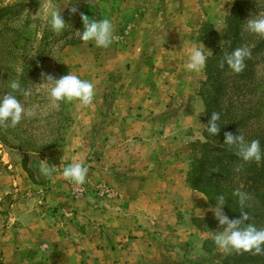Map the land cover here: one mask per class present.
Instances as JSON below:
<instances>
[{
    "label": "crops",
    "instance_id": "obj_1",
    "mask_svg": "<svg viewBox=\"0 0 264 264\" xmlns=\"http://www.w3.org/2000/svg\"><path fill=\"white\" fill-rule=\"evenodd\" d=\"M187 2L180 1L182 5ZM171 21L170 47L184 51L203 44L200 33V38L191 40L196 34L180 25L179 16ZM141 30L135 35H144ZM62 57L71 61L64 65L65 75L86 81L103 72L111 77L130 63L134 81L117 79L111 98L101 94L88 107L73 100L80 108L57 151L61 156L57 172L23 201L11 204L9 193L5 195L13 213L8 222L0 221V264H166L174 248L183 246L189 251L192 244L205 243L210 237L212 206L205 196L186 186L187 156L180 154L181 144L175 140L182 132V119L188 117L194 139H198L196 129L203 117L196 97L190 92L182 95L190 87L180 77L182 56L171 64L175 72L169 76L168 86L177 93L167 99L151 94L153 56L149 49L115 41L108 49L88 44L67 48ZM82 58L90 65L80 62ZM164 116L173 118L164 125ZM167 132L173 134L171 141L164 140ZM73 163L88 168L83 185L62 176L63 168ZM16 166L20 169V164ZM102 177L121 199L107 209L90 189ZM18 185L15 193L30 188L24 176ZM81 187L88 191L85 198L77 192ZM65 207L76 215L61 217L60 209Z\"/></svg>",
    "mask_w": 264,
    "mask_h": 264
},
{
    "label": "rangeland",
    "instance_id": "obj_2",
    "mask_svg": "<svg viewBox=\"0 0 264 264\" xmlns=\"http://www.w3.org/2000/svg\"><path fill=\"white\" fill-rule=\"evenodd\" d=\"M180 1L181 0H71L66 6V0H0V68L13 67L14 69L13 73L10 72V76L4 73L0 75L2 84V86H0L1 96L11 92L8 85L12 80L17 78L16 68L18 66L24 67V64L27 65L28 62H31L34 58L33 52L39 50L40 47L46 44L47 47L45 48L52 53L49 62L43 61L42 64L37 66L38 68L35 73L30 76L24 74L21 77L29 78V81L24 82L26 83L24 88L33 89V94L28 97L18 96L17 94V98L26 109H34L36 115L32 118L22 120L14 128L9 127L11 131L17 135L4 129V126H0V137L5 138V142L0 140L1 222H8L9 215L13 213L9 207V199H6V201L4 199L7 193H9L7 197L12 198L11 204L23 201L29 194L35 192L36 187L45 186V184L49 182L50 177H46L40 172L42 162L47 163L50 167H55L52 176L60 167L61 156L57 151L63 147L66 137L65 131L73 123L72 118L75 113L79 112L80 107L79 103L76 104L75 101H73V103L61 101L59 110L50 108L47 90L40 84L46 82L42 80L41 74L45 73L52 75L49 71L53 66V60H57L59 64L63 66V69H65V63L71 62L67 57H62V53L67 48L77 47L83 44H88L91 48L96 46L92 41L67 46V41H77L79 39L78 31H83L80 13L88 15L90 19L110 20L114 29L113 35L115 39L113 42H127L133 47L136 45L138 48L144 47L145 49H149L150 54L153 56L151 57V71L149 73L151 94L154 96H164L167 99L168 96L174 94L173 92L177 93V91H174L175 89L173 87L168 86V84L171 83V81H169V76L175 72V70H173L174 65L171 64H177L176 61L181 55L182 64L184 65L187 62L189 51L193 48V46H190L182 51L178 47L173 48L169 46L168 32L169 28L172 27L171 19L175 18V16H179L180 25L190 29L188 32L197 35H194L191 40L200 38V33L203 44H199V47H204L208 58H210L213 56L210 45L213 43L215 36L223 38V35L226 33L227 18L233 8L235 0H189L192 3L185 0L187 2L185 5H182ZM262 1L263 0H249V4L256 6V9H258ZM46 4H55L57 7H60L61 15L65 23H67L65 30L59 35L51 31L50 26L44 19L42 10ZM72 6L77 8L75 14H70L69 12V8ZM141 29L145 30L144 35H135L138 30L142 31ZM9 32H11V34ZM12 33L14 34L12 35ZM43 37L46 38V43L43 42ZM23 38L28 40V42L22 43L21 39ZM214 44L216 43L214 42ZM19 46H23L21 48L25 51V55L21 56V54L17 52L18 55L13 56L11 54L10 57L7 49L9 48L11 53L16 49L19 50ZM108 48H110V46ZM178 50L180 51L179 53L177 52ZM155 56L157 60H155ZM162 59H164V61L161 63L160 60ZM80 62L86 64V66L90 65L89 60L84 58L80 59ZM92 69L88 71V74H90L89 79L90 76H92ZM175 69L177 70L178 68L176 67ZM130 71L131 64L128 63L124 70H117L111 77L104 74L105 72H103V74L97 73L94 79L89 80V82L91 81L94 85L93 98L101 94L102 96L111 98V94L113 95L112 90L116 89L117 79H127L133 82L134 78L133 76L130 77ZM180 74V77L188 82L190 86L186 88V92L184 94L182 93V95L184 96L190 92V95L196 97L200 102L203 112L201 124H198L200 127L196 129L198 130V133H196L199 137L198 139H194L195 131L191 127L192 120L189 119V117L184 120L182 119V132L179 135V139L174 137L175 140L181 144L180 150H182V152H180V154L183 153L184 158L187 156V174L193 158L192 146L198 142H204L203 135L206 130V125L204 123L205 107L202 101V94L206 92V88L204 89L206 74L204 70L197 73L187 72L185 69H182ZM36 89H39V91H35ZM193 106V112L196 114L197 106ZM184 108H187V105ZM187 114L185 115L187 116ZM172 118L173 116H164L162 119L164 125L168 124V122H170L168 120ZM177 129H179V127ZM200 131L201 133H199ZM164 135L167 136V139H164L165 141H171V138H173L171 132H167ZM95 159L98 158L96 157ZM15 164H20L19 167L21 170L17 166L15 167ZM22 176L26 178L30 188L23 194L15 193ZM98 180L99 179H96V184H91L90 189L92 195L97 198L96 201L102 203L103 209H107L110 203H113L115 200L121 201L120 196L109 187L104 177ZM15 184H17V186ZM77 192L79 194L82 193V197L85 198L87 196L85 194L88 191L87 189L85 190L84 187H81ZM3 200L5 203H2ZM210 205L212 208L215 207V204ZM74 212L75 210L71 207H65L63 210L60 209L59 214L61 217L65 218L66 214L75 216L76 214H74ZM222 230L223 228L218 225V221L213 214L212 224L209 226L210 237L207 241L203 244L200 242L192 244L189 251L183 248V246L174 248L172 250L173 255L168 256V259L165 261L166 264H237V262L233 261L236 259L242 260L240 264H251V261H259V259H261L262 255L236 253L235 251H224L218 248L214 243V233ZM245 254L248 257L245 256ZM241 256H244V258L248 260L244 262Z\"/></svg>",
    "mask_w": 264,
    "mask_h": 264
},
{
    "label": "trees",
    "instance_id": "obj_3",
    "mask_svg": "<svg viewBox=\"0 0 264 264\" xmlns=\"http://www.w3.org/2000/svg\"><path fill=\"white\" fill-rule=\"evenodd\" d=\"M258 14H264V0L258 9L249 4V0H235L227 18L226 33L223 38L215 36L212 46L210 45L213 56L207 59L204 68L206 74L204 83L206 92L202 94L205 107L204 123L207 126L211 114L219 113L220 132L210 136L205 130L204 142L192 146L193 158L186 174V184L190 189L205 196L210 204L216 205L215 198L223 195L226 200L224 213L229 219H236L241 215L238 198L233 193L237 190L247 192L251 199L244 209L249 214V221L245 223L249 222L258 229H264V161L260 164L254 161L244 162L236 155L235 148L223 144L225 132H230L234 136L241 134L246 142L259 140L261 150L264 152V36L249 33L245 27L246 21ZM42 40L46 43V38L43 37ZM21 41L28 42L25 38ZM79 43L83 41L69 40L67 46ZM21 47L11 53L8 48V55L10 57L11 54L18 55L17 52L21 56L25 55ZM45 47L46 44L33 52L32 61L24 64L23 73L19 77L22 88L26 85L24 82L29 81V78H21L24 74L30 76L37 71V66L43 61L49 62L52 53ZM238 47L249 48L251 55L245 59L244 71L235 74L226 64L223 68L220 64L226 53ZM52 62L53 66L49 71L52 76L56 79L65 76L63 66L57 60ZM13 71V67L0 68V75L4 73L10 76V72ZM4 129L11 131L9 127ZM4 139L0 140L5 142ZM241 257L244 262L248 260L244 256ZM233 261L237 264L242 263L239 259ZM256 263L264 264V255L259 261H251V264Z\"/></svg>",
    "mask_w": 264,
    "mask_h": 264
},
{
    "label": "clouds",
    "instance_id": "obj_4",
    "mask_svg": "<svg viewBox=\"0 0 264 264\" xmlns=\"http://www.w3.org/2000/svg\"><path fill=\"white\" fill-rule=\"evenodd\" d=\"M71 0H66V6ZM43 16L50 26L51 31L57 35L61 34L67 23H65L60 7L55 4H46L43 7ZM70 14H75L77 8L72 6L69 8ZM80 19L83 24V31H78L79 39L83 42L92 41L96 47L108 48L115 39L113 25L110 20L90 19L88 15L80 13ZM246 30L249 33L264 36V14H258L250 17L246 21ZM251 52L247 47L235 48L230 53H226L220 67L225 64L235 74H239L245 69V59L250 57ZM208 55L203 47H193L189 53L184 69L187 72H201L206 66ZM17 78L12 80L8 87L10 93L0 96V126L16 127L22 120L32 118L36 115L34 109H26L17 94L28 97L33 94V89L22 88L19 82V76L23 73V67L16 68ZM42 80L46 82L40 83L47 90L49 107L59 110L61 101L71 102L78 101L82 106L88 107L93 103L94 85L93 83L82 80L73 74H67L59 79L54 78L50 74L42 73ZM35 91H39L36 89ZM219 113H212L211 118L206 126V131L210 136H215L220 132L218 121ZM225 139L223 144L235 148L236 155L244 162H256L260 164L264 161V152L261 150L260 141L252 140L246 142L244 137L239 134L234 136L230 132L224 133ZM54 166L47 163H41L40 172L46 177H51ZM88 168L83 163H73L66 166L62 170V176L69 182L76 185L85 183ZM238 198L241 215L236 219H229L224 214V206L226 204L225 197L219 195L215 198L216 205L210 210L213 212L218 225L223 228L222 231L214 233L215 245L224 251H235L236 253H251L253 255H264V229H258L249 221V214L244 211L247 202L251 199L249 194L244 191L237 190L233 193ZM46 247V246H45Z\"/></svg>",
    "mask_w": 264,
    "mask_h": 264
}]
</instances>
